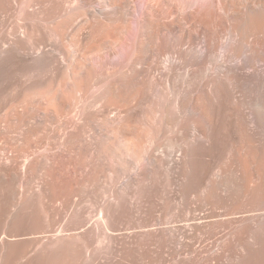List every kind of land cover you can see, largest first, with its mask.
<instances>
[{"label":"bare ground","instance_id":"6f19581e","mask_svg":"<svg viewBox=\"0 0 264 264\" xmlns=\"http://www.w3.org/2000/svg\"><path fill=\"white\" fill-rule=\"evenodd\" d=\"M0 264H264V0H0Z\"/></svg>","mask_w":264,"mask_h":264}]
</instances>
